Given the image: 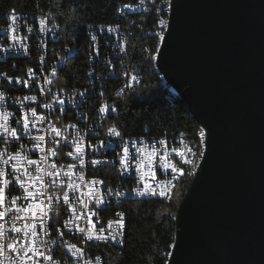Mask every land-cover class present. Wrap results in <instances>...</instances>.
Returning a JSON list of instances; mask_svg holds the SVG:
<instances>
[{
    "label": "built area",
    "instance_id": "2783aa9c",
    "mask_svg": "<svg viewBox=\"0 0 264 264\" xmlns=\"http://www.w3.org/2000/svg\"><path fill=\"white\" fill-rule=\"evenodd\" d=\"M156 9L157 18L164 20L168 8H160V0H139L117 6L122 22L86 26L89 53L84 84L79 87L60 85L67 54L62 55L56 47L60 26L48 13L0 11V73H6L0 75V188L4 190L0 202V264H105L93 245L105 243L115 249L124 246L125 236L118 234L122 228L117 223L121 219L118 213L124 214L126 222L123 203L160 196L137 195L134 189L148 183L155 185L157 192H164L166 186L175 183L176 173L162 167L164 153H168L165 161L181 163L183 170L188 168L183 161L188 159V152L194 151L193 140L186 139L184 133L117 137L109 133L112 126L106 124L116 112L109 81H116V72L122 71L131 16ZM13 15L18 19L13 21ZM33 18H46V22L40 29H33ZM109 27L115 31H108ZM160 29L154 28L157 38ZM93 35L98 38L95 43L90 39ZM94 48H98V54ZM34 49H41V56H34ZM29 68L33 69L31 76ZM26 80L28 86L24 85ZM140 82L141 74L135 68L123 94H129ZM103 106L108 110L101 112ZM12 129L16 130L15 137L10 135ZM161 140L165 141L163 145ZM78 146L82 149L79 153ZM125 146L127 171L120 164ZM139 149L147 153L155 149L156 155H142ZM141 175L144 182H139ZM116 193L123 195L118 197ZM97 199L103 203L97 204ZM100 228H104L103 234ZM89 230L94 236L91 240L87 239ZM110 231L116 239L105 241L103 236ZM97 234L100 239L95 238ZM8 243L17 251L9 249ZM73 245L83 252L73 255Z\"/></svg>",
    "mask_w": 264,
    "mask_h": 264
},
{
    "label": "water",
    "instance_id": "95a60500",
    "mask_svg": "<svg viewBox=\"0 0 264 264\" xmlns=\"http://www.w3.org/2000/svg\"><path fill=\"white\" fill-rule=\"evenodd\" d=\"M158 72L205 128L166 264H264V0H170Z\"/></svg>",
    "mask_w": 264,
    "mask_h": 264
},
{
    "label": "trees",
    "instance_id": "16d2710c",
    "mask_svg": "<svg viewBox=\"0 0 264 264\" xmlns=\"http://www.w3.org/2000/svg\"><path fill=\"white\" fill-rule=\"evenodd\" d=\"M139 0H0V11L11 9L46 12L59 24L56 47L67 54L62 69L64 87H79L84 84L89 53L86 26L95 23L122 22L116 12L117 6L133 5ZM160 8H167V1L160 0ZM154 9V8H153ZM164 14L167 21L168 13ZM70 11L75 19H69ZM156 11V12H155ZM131 16L127 29L125 60H121L120 72H116L111 98L116 112L106 121L121 135H158L165 131L193 140L195 150L186 174L175 179L171 194L164 199H128L122 205L125 213V243L121 249L108 244L93 245L105 264H166V253L174 243V218L178 204L191 182V171L200 157L199 126L188 116L186 102L170 89L155 65V53L160 45L154 28H160L157 9ZM40 18H33V29H38ZM124 23L126 20H123ZM161 33V32H160ZM34 56H41V49H34ZM133 66L134 68H130ZM141 74V82L129 94L120 91L128 72Z\"/></svg>",
    "mask_w": 264,
    "mask_h": 264
},
{
    "label": "snow or ice",
    "instance_id": "6c2138e0",
    "mask_svg": "<svg viewBox=\"0 0 264 264\" xmlns=\"http://www.w3.org/2000/svg\"><path fill=\"white\" fill-rule=\"evenodd\" d=\"M169 7H170V8L172 7V2L169 4ZM11 19H12L13 21H15V20H17L18 18H17L15 15H13V16L11 17ZM45 22H46V18H42V19L40 20V24H41L42 26L45 24ZM159 24L162 25V26H164V28H168V29H169V24H168L165 20H163V19L159 20ZM43 30H44L43 27H41V31H43ZM29 31H31V29H29ZM108 31H110V32H111V31H115V29L112 28V27H109V28H108ZM13 38L15 39L16 37H13ZM90 39L95 43V42L97 41L98 38H97V36L93 35V36L90 37ZM159 39H160L161 41L164 42V40H165V36H164L163 32H161V33L159 34ZM121 50L123 51V49H121ZM94 51L97 52V54H98V48H94ZM53 72H55V69H53ZM28 73H29L30 76H31V74L33 73V69L29 68V69H28ZM0 75H6V73H0ZM8 80H9V82L11 83L12 78H11V77H8ZM16 82H17V83H20V82H21V81H20V78H17V79H16ZM24 85H25V86H28V81H27V80L24 81ZM0 98H2V97H0ZM26 99H27V97H26ZM31 99L35 100L36 97H31ZM61 103H63V101H61ZM47 106H48V105H45V107H47ZM107 110H108V109H107V106H103V107H101V109H100L101 112H104V111H107ZM112 110H115V108H113ZM32 112H33V115L35 116V111L32 110ZM18 123H19V121H18ZM24 127H25V128L28 127V123H27V118H26V117H25V124H24ZM4 131H5V132H9V130H8L7 128H5ZM53 131H57V130H56V129H53ZM108 131H109V133H111V134H113V135H115V136H117V137H119V136L121 135V133H120L119 131H117L115 127L109 128ZM10 135L13 136V137H15V136H16V130H15V129H12V130L10 131ZM57 135H59V132H58V131H57ZM200 135H201V137H203V136H204V133L201 132ZM41 139H43V138L41 137ZM203 142H204V141L202 140L201 143H203ZM126 143H127V142H126ZM134 143H135V141H133V144H134ZM164 143H165V141H163V140L160 141V144L163 145ZM103 146H104L103 143H101V147H103ZM76 151H77V153H79V152L82 151V149L78 146V147L76 148ZM138 151L141 152L142 155H145V154H146V155H149V156H154V155H156V150H155V149H153V151H152L151 153H147L146 150H144V149H139ZM123 153H124V155H122V156L120 157V164L123 166L124 170L127 171V167H128L127 162H126V158H127V154H128V148H127V146L124 147V149H123ZM53 154H55V153H53ZM178 154L181 155V156L185 155L184 153H178ZM68 155H72V153H68ZM167 155H168V153L165 152V153H164V156L161 157V161L163 162V163H162V167L170 169L171 172H172L173 174H175V173H180L181 175L186 174L182 168L177 167L175 164H172V163H170V162H168V161H165L164 157H166ZM204 155H205V153H203V152L200 153V156H204ZM7 162H8V161H5V163H7ZM183 162H184V163H191V161L188 160V159H184ZM30 163H34V161H30ZM97 163H99V161H93V164H97ZM139 167H140V165L137 164V168H139ZM0 175H3V173H0ZM152 178H153V180H155V178H156L155 171H153V173H152ZM18 179H19V178H18ZM144 180H145L144 176L141 175V176H140V180H139V182H144ZM4 183H7V181H5ZM100 183H102V181H100ZM3 191H4L3 188H0V202H2V200H3ZM134 191L136 192L137 195H160V196H164V195H166V193L163 192V191L157 192V191H156V186H155V185H150V184H148V183H144V187H143V188H137V189H134ZM116 195L119 197V196H122L123 193H116ZM64 199H65L66 202L68 201V195H67V193H65V195H64ZM96 203H97V204H101V203H103V200H102V199H97V200H96ZM118 215L121 217V219H120V221H118L117 223H118V224L120 225V227L122 228V227H123V215H124V214H123V213H118ZM2 216H3V213L0 212V217H2ZM108 227L111 229V227H112V222H111V221L109 222ZM13 230H14V231H18L17 229H13ZM80 231L83 232V231H85V230H84V229H80ZM104 231H105L104 228H100V229H99V233H100V234H103ZM0 234H2V233H0ZM100 234H97V235L95 236V238H96V239H100V238H101V235H100ZM118 234H123V233H122V231H121V232L118 233ZM109 237H110L111 239H113V240L116 239V235H113L111 231L108 233L107 236H103V239H104L105 241H107V239H108ZM93 238H94V236L92 235L91 231L89 230L88 235H87V239L91 240V239H93ZM7 247H8L9 249H11L12 251H14V252L17 251V248H16V247L14 246V244H12V243H8ZM25 247H27V245H25ZM71 247L75 249V251L73 252V255H76V254H79V253H82V252H83V249L75 248L74 245L71 246ZM2 254H3V246L0 245V255H2ZM166 255L172 257V256H173V252H168V253H166Z\"/></svg>",
    "mask_w": 264,
    "mask_h": 264
},
{
    "label": "bare ground",
    "instance_id": "6f19581e",
    "mask_svg": "<svg viewBox=\"0 0 264 264\" xmlns=\"http://www.w3.org/2000/svg\"><path fill=\"white\" fill-rule=\"evenodd\" d=\"M165 1H167V8H168V10H167V13H168V17H167V23H168V21H169V13H170V7H169V4H170V2H168V0H163V2H165ZM124 5H128V4H124ZM38 29H40V20H39V26L37 27ZM160 32H163V34L165 35V32H166V30H167V28H164V26H162V25H160ZM160 43H161V41H160ZM159 47H160V45H159ZM159 47H158V49H159ZM157 53H158V50H157V52L155 53V56H157ZM155 65H156V59H155ZM135 74L133 73V72H128V74L125 76V78H124V80H123V83H122V86H121V88H120V91L121 90H123V87H128V83H129V77H132V76H134ZM199 126V130H198V132H197V136H198V138H199V152L201 153V152H203L204 153V146H205V133H206V130H205V128L204 127H202V126H200V125H198ZM201 132H203L204 133V136L203 137H201V135H200V133ZM204 141L203 143H201V141ZM194 150V149H193ZM194 153H195V150L193 151V152H188V160H192V157L194 156ZM201 158H202V156H200L199 158H198V161L196 162V164L194 165V167H193V169L191 170V171H193L194 173H193V176H194V174H195V172H196V170H197V168H198V165H199V163H200V161H201ZM173 164H175L177 167H180L181 168V163H173ZM190 163H188V165H189ZM180 175V173H176L175 174V179L178 177ZM192 176V177H193ZM174 184V183H173ZM172 188H173V185H169V186H166V188H164V192L166 193V195H164V196H157V198H159V199H164V198H167V197H169L170 196V194H171V190H172ZM122 233L124 234V222H123V227H122ZM123 234H122V236H123Z\"/></svg>",
    "mask_w": 264,
    "mask_h": 264
},
{
    "label": "clouds",
    "instance_id": "9594fccd",
    "mask_svg": "<svg viewBox=\"0 0 264 264\" xmlns=\"http://www.w3.org/2000/svg\"><path fill=\"white\" fill-rule=\"evenodd\" d=\"M76 16H75V12L74 11H70L69 13V19H75ZM53 23H55V21H53Z\"/></svg>",
    "mask_w": 264,
    "mask_h": 264
},
{
    "label": "rangeland",
    "instance_id": "374dc122",
    "mask_svg": "<svg viewBox=\"0 0 264 264\" xmlns=\"http://www.w3.org/2000/svg\"><path fill=\"white\" fill-rule=\"evenodd\" d=\"M188 116H189L190 118H192V116H191L190 112H188Z\"/></svg>",
    "mask_w": 264,
    "mask_h": 264
}]
</instances>
